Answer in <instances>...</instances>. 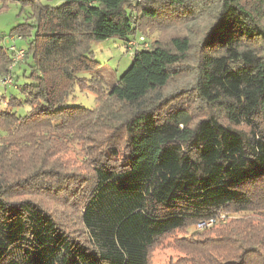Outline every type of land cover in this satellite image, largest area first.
I'll list each match as a JSON object with an SVG mask.
<instances>
[{"label": "trees", "instance_id": "1", "mask_svg": "<svg viewBox=\"0 0 264 264\" xmlns=\"http://www.w3.org/2000/svg\"><path fill=\"white\" fill-rule=\"evenodd\" d=\"M10 5L22 46H0V81L20 98L0 99V264H150L178 232L177 264H264V0ZM194 23L195 40L135 47L110 88L82 77L95 43ZM75 91L94 107H70Z\"/></svg>", "mask_w": 264, "mask_h": 264}, {"label": "rangeland", "instance_id": "2", "mask_svg": "<svg viewBox=\"0 0 264 264\" xmlns=\"http://www.w3.org/2000/svg\"><path fill=\"white\" fill-rule=\"evenodd\" d=\"M20 8L16 5H10L7 9V11L0 13V46L9 48L10 46H16L20 47L22 46L21 42L18 40H22L20 37H17V39H14L13 37H10V30L14 28L16 25L20 24L22 22V15H19ZM195 25V27H194ZM197 26H202L199 24L196 25L190 24L188 26H174L171 25L169 27H163L160 28V30L152 29L148 33H138L139 37H142L143 35L145 43L143 47L147 48L151 43H153L156 40L161 41L162 43H168L169 39L174 36H180L184 35L187 32L188 36L192 37V40H195L197 33L199 32V28ZM194 29V32L192 31ZM137 36V39L139 38ZM16 38V37H15ZM136 39V40H137ZM135 40H131L130 42H125L118 40L116 38L109 39L103 42H98L92 45V53L94 56L95 61L99 64L95 71L84 73L82 77L86 79H91L93 77L98 78L101 80L106 88H110L114 86L120 76L129 68V66L132 63V55L135 50V46L133 45V42ZM129 45V47H126L125 45ZM132 45L134 47H132ZM194 54V51L192 55ZM24 58V52L21 58H19V61L23 60ZM15 60V57H14ZM18 61V62H19ZM15 63V62H14ZM20 68H22V65H20ZM15 73L17 77H19L21 73V69H15ZM15 76L13 77V80L15 79ZM11 77H8L7 79H10ZM12 79V78H11ZM24 79L19 77L18 83H23ZM188 82V79L181 78L180 80H175L174 82L170 83L168 87L165 89L164 93H172L177 90V88H180L182 85L186 84ZM104 88V87H103ZM106 93L102 92V95L100 99L103 98L105 101ZM10 96H16L17 98H20V95H17V92L15 91L14 87L11 86H4L2 82L0 81V99L8 101ZM95 102V96L93 93L90 92H79L75 91L73 94V99L69 101L70 107H84L86 109H92L94 107ZM3 108L0 105V110ZM29 111L28 106L25 104L18 106L13 109V112H15L19 116L25 115ZM75 154V153H74ZM73 153L69 154V158H74ZM71 159V160H72ZM70 213V212H69ZM66 213L68 217L74 218V213ZM230 218H236V217H242V215H230ZM192 231V230H191ZM191 232H188L186 234L182 232L175 233L169 238H165L164 240L160 241L152 250L151 257H150V264H177V262L181 259L183 256L179 249L177 244V240H179L182 237L189 236Z\"/></svg>", "mask_w": 264, "mask_h": 264}, {"label": "built area", "instance_id": "3", "mask_svg": "<svg viewBox=\"0 0 264 264\" xmlns=\"http://www.w3.org/2000/svg\"><path fill=\"white\" fill-rule=\"evenodd\" d=\"M144 42H145L144 37H139L137 40H135L133 42V45L135 47H137L139 44L144 43ZM131 43L132 42L130 41V44ZM133 45H132V47H134ZM22 55H23V51L22 50H15V60L14 61L18 62L19 58H21ZM5 84L10 85L11 84V79H6ZM225 220H226V216L224 214H220L217 217H214V218H211V219H208V220H205V221L199 223L197 225V229L198 230H203V229L209 228L211 226H214L217 223H224Z\"/></svg>", "mask_w": 264, "mask_h": 264}]
</instances>
